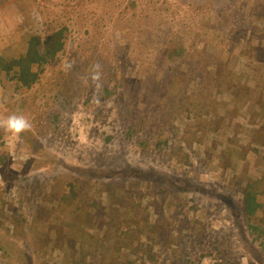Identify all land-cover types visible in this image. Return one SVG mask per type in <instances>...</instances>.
Masks as SVG:
<instances>
[{
	"label": "rangeland",
	"instance_id": "1",
	"mask_svg": "<svg viewBox=\"0 0 264 264\" xmlns=\"http://www.w3.org/2000/svg\"><path fill=\"white\" fill-rule=\"evenodd\" d=\"M97 1L93 0L94 4L89 5L90 0H0L3 7L0 10V45L17 42L18 37L11 36L14 31L17 35L23 33L24 29L27 34L35 33L38 29L48 31L55 25L50 21L59 18L56 17L57 12L61 14V8L65 5L69 7V14L77 18L95 6ZM100 1L97 14L111 2ZM137 1L138 13L149 14L153 20V26L145 27H153L154 31L146 42L145 51L141 45L131 43L123 49L121 56L119 50L114 48H110L104 56L96 55L99 59H111L103 71L94 72L97 78L110 80L109 95L95 85L91 94L84 89L83 83L89 77L88 71L80 77L82 52L86 46L84 40L66 41L60 51L53 50L54 56L61 55L53 63L52 69L58 70L53 75V81H62L63 96L68 97L72 104L65 106L59 123L61 132H52V128L43 126L41 122L30 130L38 141L49 147L50 152L37 149L23 138L14 150H10L8 134L4 131L0 133V154L5 155L0 165V264H17L23 257L26 258L25 264H65L66 258L71 261L80 257L63 254L62 247L68 246L62 237L63 226L58 225L56 228L60 229L54 233L52 230L48 232L55 222L51 223V213L42 206L43 203L53 204L59 199L63 185L68 181L74 183L71 180L73 168L67 165L64 168L61 163V168L56 169L48 161L44 162L48 165L42 164L41 155L50 153L66 163L86 167H92L95 162L99 165L106 162L112 166L109 160H115L117 171L122 174L120 183L125 186L119 193L107 188L105 183L100 185L99 181L92 184L77 180L74 184L76 194L83 197L79 204H84L90 214L86 218L92 224L93 233L100 238L106 237L108 232H112L110 227L117 228L115 236L109 241L108 251L112 253L97 257L95 250V264H198L199 256L216 251L214 242L227 241L229 236L225 234L223 225L226 220L233 221V218L236 221L235 224L231 223L230 237L233 240L224 253L213 257L216 264H264V259L258 257L261 253L257 246L261 238L249 242L246 237L249 229L237 207L236 196L233 198L237 193L236 188L244 185L247 179H252V173L264 172V32L255 29V23L264 21V9L260 15H256L251 0L241 1L228 11L232 12L233 18L237 17L236 14L243 15L245 24L240 22L235 26L232 21L227 28H203L207 33L203 38H208L194 40L191 51L197 61L193 59L191 62L193 65L195 62L200 64L204 70L213 67L214 72H219L210 75L194 68L191 73L193 80L190 81L185 74L190 65L183 62V56H173L176 63L171 76L173 79L177 77V83H169L172 91H167L168 87H162L161 76L167 55L177 48L172 34L179 29H195L198 21H192L200 18L192 19L196 9L190 14V7L186 3L175 6L171 4L172 1L150 0L148 6H144V3ZM127 2L124 0L119 4L117 11H127L123 19L136 23L148 21L147 17L140 19L138 14L130 16ZM154 2L162 4L164 8L152 10L156 6ZM23 18L28 21L22 22ZM93 22L94 18H86L80 25L92 29ZM123 27H114L102 38L95 36L93 40L99 46L100 42L109 47L123 45L118 40L120 36L129 41L132 38V31L123 30ZM163 33L164 37L157 39ZM114 37L117 39L112 40ZM147 53L150 54L149 58ZM151 59L158 62L152 77L148 76V72L153 70L147 71ZM138 66L143 69L144 78L149 77L151 84L139 90L137 97L141 104L138 109L130 110L125 100L131 96V92H121L120 89L116 92L115 87L122 79L130 78V73L140 79L136 72ZM178 70L182 71L181 76L174 74ZM162 91L169 98L164 104L168 109L167 115L164 109L158 110L157 104L150 99V96ZM185 110L194 115L183 126L180 122ZM130 113H133V122L137 125L138 119L142 122L149 120L154 121V128L157 117L161 115H164L162 119L168 116L174 119L177 130L171 134L168 146L159 140L157 129L150 132L149 143L144 150L130 143L126 145L123 129ZM198 138L200 143L195 142ZM172 150L176 153L170 159ZM116 152L120 153L116 155ZM124 161L129 166L128 172ZM148 169L152 171L144 173ZM46 173L60 174L46 183L43 180ZM132 173L139 180L131 182ZM104 175L105 172L95 169L93 179H100ZM37 177L43 183L35 184L33 179ZM182 186L190 190L180 191ZM220 191L224 194H220ZM37 203L42 204L39 210L34 208ZM127 210L135 214L130 215ZM36 216L42 220L37 234L31 229L36 223ZM157 216H160L159 219ZM261 216H264V212ZM259 222L255 215L250 223ZM82 227L78 224L73 230H78L81 235ZM33 235L43 241L41 249L33 247L30 250L35 239ZM90 235H87L88 240ZM80 239L74 238L76 246ZM179 243L185 246L183 252ZM255 247L257 249L254 251ZM36 250L46 251L51 257L38 261L34 254ZM174 250L177 252L174 253ZM121 251H127V255L121 254ZM181 254L185 257H179ZM92 256V253L88 255L89 258ZM100 256L102 261L99 263Z\"/></svg>",
	"mask_w": 264,
	"mask_h": 264
},
{
	"label": "trees",
	"instance_id": "2",
	"mask_svg": "<svg viewBox=\"0 0 264 264\" xmlns=\"http://www.w3.org/2000/svg\"><path fill=\"white\" fill-rule=\"evenodd\" d=\"M123 1L124 0H111L110 4L104 6L102 10H100L99 14H97L98 10L101 7V1L98 0L95 3V6H92L88 10L82 12L77 18L75 17V15L69 14V7L68 5H65L61 8V14L57 12L56 17L59 16V18H54L50 21V23H54L55 25L48 31L42 32L40 29H38L37 31H35V33L27 34L25 31L26 29L23 28V33L18 35L17 32L14 31L11 36H17V42L11 45H9V43L0 45V116H7L10 114H22L25 117L30 116L27 118L31 122L32 126H36L38 125V123L41 122L43 126L52 128V132H61L59 125L60 119L63 117L65 106L68 104H72V102L68 97L63 96L64 84L62 83V81L60 79H56L53 81V75H55L58 71L52 69L54 67L53 63L57 59H59L61 55L54 56L52 52L54 49L55 51H60V49L65 46L66 41L84 40L86 42V46L84 47L85 49L82 52L83 60L81 61L80 73V77H83L84 75L81 74L86 71H88L89 74L87 82L83 83L84 89L89 91L88 94H91L92 86L95 85L97 88L102 89L104 91V94L109 95L111 93V90H109L110 88L108 87L110 80L105 78H97L94 72L97 70L103 71L106 66H109V60L111 59H99L97 58V56H104L105 54H108L110 48L119 50L121 56L123 55V53H121L123 52V49L131 43L141 45L145 51L147 47L146 42L148 41V39L151 38L152 32L154 31L153 27L150 29H147L145 27L148 25L153 26V20L149 14L138 13V9L136 8V4L138 2L137 0H128V2L126 3L127 8L129 9V15L134 17L138 14L137 16H140V19H142V17L143 19L147 17L148 21L136 23V21H129L128 19H123V16L127 14V11L121 10L117 12L119 9V4H121ZM163 1H172L171 4L175 6L183 5L186 3L187 6L190 7V14L196 9V14L192 17V19L197 17L200 18L193 21L191 19L192 22L198 21V23L196 24L197 27L195 29L190 31H188L187 29H179V31L176 30L172 34L177 48H174L172 51L169 52V55H167V59L164 61V71H162L163 73L161 76L162 87H168L169 89L166 90L172 91L169 87V83H177V77L173 79L171 76L174 64L176 63V60L175 58H173V56H183L185 58L183 62L190 65L186 68L185 74L189 78V80L192 81L193 79L191 77V73L193 72L194 68L202 69V66L200 64L195 62L193 65L191 62L195 57L194 52L191 51V46L193 45L194 40H198L200 38L206 40L208 38V36L207 38H203L204 36L206 37L205 34H207L206 32H204L203 28H215V26L227 28L229 27V24L232 21H234L235 26L240 22H243L245 24V21L242 19L245 18L243 15L236 14L237 17L233 18L232 12L228 11L232 5H235L245 0ZM92 2L93 0H90L88 4H94ZM139 2L144 3V6H148L150 0H139ZM155 5V9L152 10H156L157 8H164L162 4L155 3ZM251 7L253 8V10H255L256 15H260L262 10L264 9L263 0H251ZM2 8V4L0 3V10ZM249 14H252V12H250ZM86 18H94V22L91 23L92 29L83 28L80 25V22ZM25 21H28L27 18L22 19V22ZM162 22H164V20ZM122 26H124L123 30L128 29L132 31V38L130 41L125 40L126 38H122L121 36L118 39L123 42V45H115V47H109L104 42L99 41L101 44V46H99L98 42H95L93 40L95 36H99L100 38H102L105 33H109L114 27L122 28ZM236 29L237 28H235V30ZM255 29L257 31L264 32V21L262 20L258 23H255ZM242 32L245 35V31L242 30ZM164 34L165 33L157 37V39L163 38ZM143 35H145L144 38ZM254 35L255 33L253 32V36ZM116 39L117 37H114L112 40ZM2 41L4 40L2 39ZM146 56L147 58H149L150 54L147 53ZM138 59L140 60V57H138ZM194 60L197 61V59ZM97 65L99 67H97ZM157 65L158 62L155 59H151L148 62L147 71L149 69L153 70L148 72V76L152 77L155 75L154 73ZM141 70L143 69L138 66L136 72L140 75V79L135 78L134 74L130 73V78L128 77L126 79H122L119 84L115 87L116 92L117 89H120L121 92H124L125 90H129V92H131V96L125 100L130 110L138 109L139 105L141 104V100L137 97V95L139 94V90L141 88H148L151 84V81H149V77L147 76V78L145 79V76L142 75ZM202 70L209 73L210 75H215L219 72H214L213 67L209 70ZM181 73L182 71L180 70L174 72V74L178 76H181ZM115 75L116 73L113 74V77H115ZM202 76L206 77V75ZM48 80H51V83H48ZM119 96L122 97V95ZM150 99L151 101L157 104L158 110L164 109L165 115H167L168 109L164 107V104L168 102L169 98L163 91L162 93L156 96H150ZM180 101L184 102L183 99H180ZM87 102L88 101H86L85 103ZM121 109L124 110L123 108ZM184 109H186V107ZM132 114L133 113H130L131 116L125 121L126 125L123 129L124 142L126 145L130 143L133 145H137L142 150H144L145 147L148 146V136L150 132L152 130L154 132L155 129H157L156 133L159 137V140L165 146H168V140H170L171 134L177 130L174 119L169 116L167 119H162L164 115H161L157 117L156 127L154 128V121L149 120H145L142 122L141 119H138L139 125H137L133 122V120L135 119L133 118ZM193 115V112L185 110V116L181 117L182 121L179 122L183 124V126H186L189 123V117H192ZM144 117L147 118V115H145ZM178 124V121H176V125ZM2 131L3 130L0 129V133ZM21 138L25 139L27 142L31 143L32 146H35L39 150L42 149L49 151V147L43 144L42 142L38 141V139L30 130L22 133ZM195 142L200 143V138H198ZM254 151L257 150L254 149ZM119 153L120 152H116V155ZM175 153V150H172L169 158L173 159ZM50 154L41 155V159L43 161L42 164L48 165L44 163L48 161L50 164H53V167H55L56 169L61 168V163H63L64 168L65 165L70 168H73L74 170L72 172L73 174L71 175V180L74 183H72L71 181L66 182L61 189L59 199L53 204L48 205L43 203L42 205L41 203H37L34 208L39 210L40 205H42L46 210L51 213V223L55 222V224H51V226L48 228V232L52 230V233H54V231L60 229L56 228L58 225L63 226L62 237L68 244L67 247H62L63 254L66 256H69L70 254L71 256L75 254L80 256L78 259H73L71 261L66 258L65 264H95V260H93L96 258V255L94 254L95 250H97V257L99 256V254L112 253L108 251L109 241H111L115 236L117 228L115 229L114 226L110 227V229H112V232H108V235L106 237L100 238L93 233V227L91 226L92 224L89 223V219L86 218V215L90 214L84 208V204H79L80 200L83 197H80L76 194V187L74 186V184L77 182V180H86L87 183L92 184L93 182L99 181L100 185H103L105 183L107 188H110L114 192L119 193L121 188L125 186L124 183H120V176L122 174L117 171V163L115 162V160H109V164H111L112 166L108 165L106 162L102 163L101 165H99L98 162H95L92 167L91 165L86 167L80 166L77 163H66L65 161L57 158L52 153ZM4 158L5 155L1 153L0 165L2 164ZM124 164L127 169V172L130 171L129 166L125 161ZM95 169L97 171L99 170L105 172L106 175L102 176L100 179L97 180L93 179ZM147 171L152 170H145L144 173H147ZM57 174L60 173H46L44 174L43 180L46 183H50ZM163 175H165V173H163ZM133 180H139L135 173H132L131 175V182ZM33 182L35 184L43 183L40 180V177L33 179ZM188 190L190 189H185L184 186L180 187V191ZM214 190L216 189H212L211 191ZM236 191L237 193L233 195V198L236 196L235 198L237 199V207L241 210V214L242 216H244L245 220L244 224L249 229L248 231L246 230V237H248L250 243L255 242L256 239L260 240L261 238L259 245L257 246V248H259L258 251H260L261 253L259 254L261 257H258L260 258V260L264 259V216H261L264 212V172L258 174L252 173V179H247L244 185H241L240 187L236 188ZM163 194H165V191H163ZM208 194L211 195L212 192H208ZM220 194L224 193L220 191ZM89 207L91 208V204H89ZM127 212L130 215L134 213L133 211L130 212L129 210H127ZM90 213H92L91 210ZM255 215H257V218L260 222L251 224L250 222L252 221ZM159 217L160 216H157L156 218L159 219ZM34 220L36 223L31 226V229H33V232L37 234L41 228L40 221L42 222V220L41 217L39 218V216L34 217ZM233 222L234 224L236 222L234 218L233 221L226 220L225 224L223 225V228L225 234L229 236L227 238V241L225 243H223L225 240L220 243L214 242L213 246L214 248H216V251L213 254L208 255L216 256V254L221 252L224 253L225 250L229 248L233 240V238L230 237V230L233 226V224L231 223ZM78 224H81L83 226L81 235L79 234L78 230H73L74 227ZM87 235H90V240L92 242L88 240ZM33 236L35 237V239L30 250L32 251L33 247L41 249L43 247V241L38 240L35 235ZM75 237H81L80 243L77 246L75 245ZM55 238L57 242V237L55 236ZM69 245H71V247H69ZM179 245L181 251L183 252L185 250V246L181 243H179ZM223 245H225V247ZM257 248L255 247L254 251ZM173 252L176 253L177 250H174ZM90 253H92L93 255L92 258L88 257ZM120 253L127 255V251H121ZM34 254H36V259L38 261L41 258L46 261L47 258L51 257L48 256L46 251L39 252L38 250H36ZM183 256L185 257V255ZM183 256L181 254L179 257ZM201 257L199 256V259ZM100 259L101 256L99 257V263L100 261H102ZM187 262L189 261L187 260ZM25 263L26 258L23 257L18 261L17 264Z\"/></svg>",
	"mask_w": 264,
	"mask_h": 264
},
{
	"label": "clouds",
	"instance_id": "3",
	"mask_svg": "<svg viewBox=\"0 0 264 264\" xmlns=\"http://www.w3.org/2000/svg\"><path fill=\"white\" fill-rule=\"evenodd\" d=\"M97 67L99 66L97 65ZM31 128V122L27 117L22 114H10L7 116H0V129H2L5 133L8 134V147L10 150H14L16 145L21 141V134L31 130ZM204 256L213 255L205 254L202 257Z\"/></svg>",
	"mask_w": 264,
	"mask_h": 264
},
{
	"label": "built area",
	"instance_id": "4",
	"mask_svg": "<svg viewBox=\"0 0 264 264\" xmlns=\"http://www.w3.org/2000/svg\"><path fill=\"white\" fill-rule=\"evenodd\" d=\"M198 264H216V261L213 259V256H204L200 259Z\"/></svg>",
	"mask_w": 264,
	"mask_h": 264
}]
</instances>
